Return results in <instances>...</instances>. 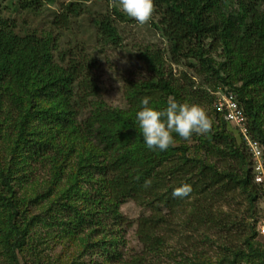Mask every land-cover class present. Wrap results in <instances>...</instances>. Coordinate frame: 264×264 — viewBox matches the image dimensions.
Wrapping results in <instances>:
<instances>
[{
  "label": "trees",
  "instance_id": "obj_1",
  "mask_svg": "<svg viewBox=\"0 0 264 264\" xmlns=\"http://www.w3.org/2000/svg\"><path fill=\"white\" fill-rule=\"evenodd\" d=\"M82 1L61 4L51 28L67 29ZM41 2L18 0L17 5L35 11ZM154 10L159 19L152 25L166 48L140 54L151 75L127 82L123 108L100 98L94 56L63 49L58 35L17 28L13 18L0 14V118L19 119L14 146L27 153L7 167L0 151V264H74L46 249L56 241L75 242L83 221L112 227L100 216L114 221L127 200L149 211L136 221L142 249L127 257L108 250L106 258L96 257L99 264H229L227 254L235 262L264 258L255 240L260 189L245 153L225 130L230 123L213 107L210 91L216 88H200L186 71L184 84L174 81L163 70L167 55L198 75L217 77L236 92L251 136L264 147V0H154ZM93 21L102 40L120 44L115 19L105 14ZM145 97L159 109L169 97L182 103L208 98L211 130L189 140L174 133L167 151L148 150L136 120ZM40 98L45 110L36 107ZM212 117L223 122L215 125ZM37 120L47 122L44 131ZM209 152L220 161L209 159ZM37 164L50 172L48 185L47 178L36 177ZM184 183L191 185L189 196L173 197L174 188ZM49 189L62 193L55 205L42 203ZM103 232L109 244L120 234L114 228ZM170 232L176 233L174 241ZM213 244L219 249L215 259L205 249Z\"/></svg>",
  "mask_w": 264,
  "mask_h": 264
},
{
  "label": "rangeland",
  "instance_id": "obj_2",
  "mask_svg": "<svg viewBox=\"0 0 264 264\" xmlns=\"http://www.w3.org/2000/svg\"><path fill=\"white\" fill-rule=\"evenodd\" d=\"M18 0H0V14L5 17L13 18L16 21L17 28L25 27L34 32H51L52 35L59 36V44L63 49L72 48L74 52H84L85 54H90L98 61V67L95 69V75L99 85V95L100 98L105 101L108 105L113 107H124L126 105V100L124 96V89L127 86V82L144 80L149 78L151 73L146 68L143 59L140 58V54L144 51L162 50L166 48L165 40L157 32V30L152 25L159 19V15L154 10L153 16L150 22L146 25H139L134 19L125 15V20H120L117 15L112 13L113 6L119 7V0L116 2L114 0H83L79 6V12L77 15L70 17V21L67 29H55L51 28L50 21L53 19L55 13L60 11L61 4L67 3L71 0H42L39 4L38 9L35 11H22L17 5ZM109 14L112 19H115V26L117 27L118 33L121 37V42L117 46H112L111 43H107L106 40H102V35L99 32L98 26L94 23V19L103 17V15ZM42 30V31H41ZM101 35V36H100ZM165 64L163 66L165 76L172 74L171 78H175L174 81L183 80V71L188 72V76L191 80L195 82L202 89H212L211 94L218 88L228 89L229 87L221 84L219 79L215 76H205L204 74L198 75L195 69H190L186 65L175 64L169 61L167 55L165 56ZM216 61H221V58L215 56ZM195 70V71H194ZM194 71V72H193ZM187 80V79H186ZM230 90V88H229ZM27 102V101H26ZM25 102V105H26ZM191 103L200 105L207 114L210 113L212 105H208V98L202 97L201 100H195ZM44 99H38L36 104L37 109L45 110L47 107ZM39 107V108H38ZM85 114V113H84ZM211 113L210 116H212ZM264 117V115H263ZM214 121L215 125L220 124L219 121L223 122L221 119ZM19 119L15 116V119H9L6 115L0 118V151L1 156L3 155V164L7 167L13 166V161L18 158L21 160L17 162V165L21 163L22 158L27 153L20 146L16 147V135L19 133L20 127L17 122ZM38 125L43 129L47 127L46 121H36ZM225 130L230 133L234 139L235 144L238 149L245 153L246 162H248L247 169H250V159L246 150L244 143L241 141L240 137L234 130L233 126L226 124ZM45 131H48L45 129ZM3 153V154H2ZM209 159L217 163L220 161L217 157H211L210 152L208 154ZM234 164V162H232ZM38 170L35 172L37 178L42 181L47 178V183H50V172L45 167H40L37 164ZM63 181V180H62ZM66 182V179L64 183ZM36 183H33L31 187L37 189ZM58 192V193H57ZM46 196L43 197L42 203L47 205H55V198L61 197L62 193L54 189L53 191L49 189ZM59 199V198H58ZM240 201V199H238ZM237 201L232 202V207L237 205ZM37 204L36 201L33 205ZM264 203L259 199L257 203V214L258 221L264 217ZM29 207V206H28ZM31 207V206H30ZM39 210L38 204L36 205ZM225 209L227 206H223ZM148 209L139 206L131 200H127L121 203L119 207V216L113 221L107 215H101L103 224L113 225L112 227H105L107 229H117L120 234H117L116 242L109 244V236L105 235L103 230L105 228H100L97 224L89 225L87 220L83 221V224L78 226V231L75 234V242H68L69 244H64L61 241H56L54 245H50L47 249V253L54 255V252L58 254H64L66 259H72L74 264H99V260L96 257L106 258L108 250L115 249L116 253L122 255V257H127L131 254L138 253L141 251L142 247L137 240L135 235L136 221L142 214H147ZM96 223V222H93ZM258 225L256 224V228ZM97 229L100 235L96 232ZM103 232V234L101 233ZM258 232V229H257ZM116 233L115 230L113 232ZM170 241H174L176 233H169ZM257 245L259 248L264 250V237L258 234L255 237ZM95 241V246L92 247ZM106 241V244H104ZM67 245V246H66ZM89 245L90 248L86 250V246ZM205 249L209 251L208 253L212 259L218 254L219 249L213 245H205ZM214 246V247H213ZM172 249V248H171ZM86 250L85 253H83ZM170 249H168L169 252ZM217 253V254H216ZM112 254V253H111ZM90 255V256H89ZM92 255V256H91ZM33 257V256H31ZM224 257H229L231 262L229 264H264L263 256H258L256 259L239 258L236 262L233 260L230 254ZM19 258H21L19 256ZM24 261V260H23ZM227 262V261H225ZM228 264V263H226Z\"/></svg>",
  "mask_w": 264,
  "mask_h": 264
},
{
  "label": "clouds",
  "instance_id": "obj_3",
  "mask_svg": "<svg viewBox=\"0 0 264 264\" xmlns=\"http://www.w3.org/2000/svg\"><path fill=\"white\" fill-rule=\"evenodd\" d=\"M121 11L143 26L150 22L154 12V0H119ZM136 120L148 150L164 152L174 143V133L189 140L194 133L207 134L211 130V120L207 112L198 104L182 103L169 97L166 107H154L150 98L140 102ZM191 185L184 183L174 188L173 197H187Z\"/></svg>",
  "mask_w": 264,
  "mask_h": 264
},
{
  "label": "built area",
  "instance_id": "obj_4",
  "mask_svg": "<svg viewBox=\"0 0 264 264\" xmlns=\"http://www.w3.org/2000/svg\"><path fill=\"white\" fill-rule=\"evenodd\" d=\"M214 109L221 117L233 125L234 130L244 143L250 158V171L255 184L259 186L261 199L264 203V147L249 132L247 117L239 103L236 92L218 88L214 92ZM264 206V205H263ZM258 232L264 237V218L258 221Z\"/></svg>",
  "mask_w": 264,
  "mask_h": 264
}]
</instances>
